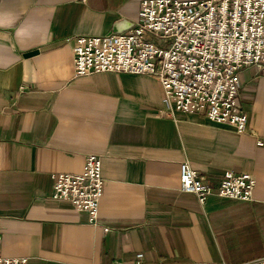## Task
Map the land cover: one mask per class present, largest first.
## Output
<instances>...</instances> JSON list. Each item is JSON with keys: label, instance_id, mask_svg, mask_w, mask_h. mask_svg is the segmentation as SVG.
<instances>
[{"label": "crops", "instance_id": "crops-1", "mask_svg": "<svg viewBox=\"0 0 264 264\" xmlns=\"http://www.w3.org/2000/svg\"><path fill=\"white\" fill-rule=\"evenodd\" d=\"M143 0H0V230L5 258L28 264H226L264 241V71L241 74L244 134L203 115H161L149 75H75L79 37L139 21ZM203 1V0H181ZM130 30V29H129ZM37 52L26 58L25 55ZM263 142V146L258 142ZM102 160L97 223L54 201V174ZM189 162L205 185L250 174L253 200L181 191ZM105 229L108 231L105 232ZM264 251L234 264H256Z\"/></svg>", "mask_w": 264, "mask_h": 264}, {"label": "built area", "instance_id": "built-area-1", "mask_svg": "<svg viewBox=\"0 0 264 264\" xmlns=\"http://www.w3.org/2000/svg\"><path fill=\"white\" fill-rule=\"evenodd\" d=\"M74 54L76 76H152L166 102L161 115H203L244 134L248 116L241 105L240 74L252 66L264 71V0H143L130 30L79 37ZM52 180L54 201L70 203L97 223L105 192L100 157L88 155L81 174H54ZM256 184L250 174L227 171L215 189L189 162L180 165L181 191L201 205L214 195L250 202ZM2 246L0 230V264H28L26 258H5Z\"/></svg>", "mask_w": 264, "mask_h": 264}, {"label": "rangeland", "instance_id": "rangeland-1", "mask_svg": "<svg viewBox=\"0 0 264 264\" xmlns=\"http://www.w3.org/2000/svg\"><path fill=\"white\" fill-rule=\"evenodd\" d=\"M254 252L251 253V249H243L241 254H236V252H225L224 255V262L226 264H234L237 263V261L242 262L245 261L248 257H250L252 254L256 253V252H260L262 253L264 251V241H259L256 240L255 241V245H254Z\"/></svg>", "mask_w": 264, "mask_h": 264}, {"label": "water", "instance_id": "water-1", "mask_svg": "<svg viewBox=\"0 0 264 264\" xmlns=\"http://www.w3.org/2000/svg\"><path fill=\"white\" fill-rule=\"evenodd\" d=\"M133 26H134L133 24L127 22L126 20H119V21L115 24V26H114V28H113V33H115V34H121V33H123V32L128 31V30L131 29ZM36 54H37V52H31V53H29V54H26L25 57H26V58H29V57H32V56H34V55H36Z\"/></svg>", "mask_w": 264, "mask_h": 264}]
</instances>
